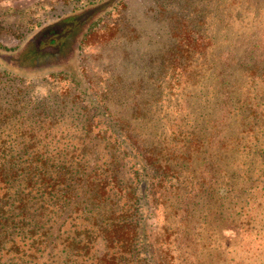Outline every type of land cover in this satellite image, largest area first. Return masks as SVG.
<instances>
[{
    "label": "trees",
    "instance_id": "1",
    "mask_svg": "<svg viewBox=\"0 0 264 264\" xmlns=\"http://www.w3.org/2000/svg\"><path fill=\"white\" fill-rule=\"evenodd\" d=\"M68 1L75 11L108 2ZM189 2L159 3L174 16L159 73L181 101L165 144L139 169L141 194L116 175L117 150L91 166L64 134L51 147L59 119L33 112L26 78L0 69V264H198L227 225L264 243V4ZM109 24L102 17L85 38ZM147 190L165 220L153 234Z\"/></svg>",
    "mask_w": 264,
    "mask_h": 264
},
{
    "label": "rangeland",
    "instance_id": "2",
    "mask_svg": "<svg viewBox=\"0 0 264 264\" xmlns=\"http://www.w3.org/2000/svg\"><path fill=\"white\" fill-rule=\"evenodd\" d=\"M168 1L108 0L75 11L68 0H0V69L26 78L21 83L29 85L27 95L37 107L33 112L46 108L59 119L49 127L51 147L59 146L64 134L65 144L89 150L84 159L91 166L107 163L117 150L116 175L129 178L138 194L139 169L150 149L157 146L155 153L165 144L176 118L172 109L181 101V95H167L159 73V57L173 40V13L159 8ZM189 1L206 5V0ZM102 17L114 28L102 27L86 39L91 24ZM59 73L63 77L55 75ZM146 192L140 203L145 204V223L153 234L165 220ZM158 199L163 202V196ZM221 236L220 249L202 254L198 264H264L259 236L249 242L228 225Z\"/></svg>",
    "mask_w": 264,
    "mask_h": 264
}]
</instances>
